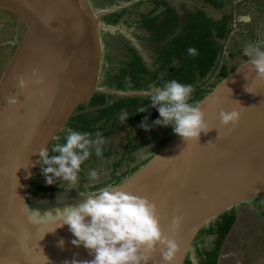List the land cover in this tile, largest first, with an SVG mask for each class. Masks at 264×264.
Here are the masks:
<instances>
[{
  "label": "water",
  "instance_id": "water-1",
  "mask_svg": "<svg viewBox=\"0 0 264 264\" xmlns=\"http://www.w3.org/2000/svg\"><path fill=\"white\" fill-rule=\"evenodd\" d=\"M0 9L24 25L0 76V264L90 260L88 250L70 243L74 237L67 226L57 227L59 216L33 219L27 198L39 149L49 147L77 108L101 91L96 88L100 14L89 0H0ZM34 69L43 77L39 85L32 83ZM18 78L28 86L19 88ZM11 96L16 104L6 102ZM197 104L209 130L197 141L174 134L114 187L156 205L163 234L178 244L170 264L192 258L200 231L223 212L264 196V80L249 59ZM221 109L238 111V121L222 125ZM174 216L182 221L173 232ZM160 247L146 253L147 264H163Z\"/></svg>",
  "mask_w": 264,
  "mask_h": 264
},
{
  "label": "trees",
  "instance_id": "trees-1",
  "mask_svg": "<svg viewBox=\"0 0 264 264\" xmlns=\"http://www.w3.org/2000/svg\"><path fill=\"white\" fill-rule=\"evenodd\" d=\"M119 1L132 0H105L109 5ZM193 1L196 5L187 8L168 0H151L150 11L139 14L136 23L138 30L141 31L139 39L147 45L146 49L150 51L151 61L146 62L135 47L123 42L119 58L116 59L111 55L105 57V63L108 66L104 72V85L111 91L122 92L125 95L93 93L84 104L77 108L65 128L70 127L89 133L99 130L104 137L109 136L116 128V120L122 112L129 113L127 120L131 123L140 124L141 120L147 116V122L151 124L158 118V113L155 108L149 106L150 93L141 94V92L147 93L155 87L162 86L164 82L175 79L192 86L193 91L189 103L197 104L215 87L213 85L210 88L204 86L202 81L206 77L210 74H217L221 81L237 68L239 63L236 61L242 55L233 52H228L230 66L225 64L219 67L225 50V42L230 34L229 0ZM124 14L125 10L121 8L109 14L105 21L109 25H117ZM189 46L196 48L195 56L187 54L186 49ZM129 92L133 94L127 95L126 93ZM142 106L146 107L147 111L136 112ZM162 134L163 136L174 135L170 126L165 127ZM56 137H60L59 142L62 143L63 131ZM156 138L153 137L136 145H132L129 138L125 144L122 159L129 154L130 150L134 151L143 147L155 141ZM55 142L54 139L49 149ZM109 154L110 152L103 150L102 158ZM49 155H55V153H49ZM91 159H96V157L93 155L89 160ZM119 165V162L115 163L113 169ZM131 171L136 172L137 169L133 168ZM39 175H41L40 170L36 169L32 180ZM32 180L29 184L28 196H38L54 191V188L32 182ZM116 180L119 183L120 178ZM262 217L264 219V212ZM235 219V211L227 210L200 231L195 241L203 234L214 235L216 238L211 249H196L197 264H217L220 246ZM184 264L193 263L187 257Z\"/></svg>",
  "mask_w": 264,
  "mask_h": 264
},
{
  "label": "clouds",
  "instance_id": "clouds-1",
  "mask_svg": "<svg viewBox=\"0 0 264 264\" xmlns=\"http://www.w3.org/2000/svg\"><path fill=\"white\" fill-rule=\"evenodd\" d=\"M186 52L189 56L197 54L196 48L191 46ZM243 52L255 69L256 76L264 80V46H246ZM42 82L43 77L34 69L32 83L39 85ZM28 83L23 78L17 79V85L21 89L26 88ZM245 90L250 92L248 87ZM192 91L190 84H183L175 79L155 87L149 96V106L155 108L158 118L149 124L145 116L138 126L145 131L153 126H170L172 133L183 140L197 141L199 135L202 132L206 133L209 128L206 127L204 113L199 105L189 103ZM6 102L16 104L18 98L11 96L6 98ZM145 111L147 108L144 106L136 110ZM128 116V112H122L117 120L124 123ZM219 117L222 125H234L239 119V112L221 109ZM60 139L56 137V142L50 149L49 147L39 149L37 165L46 185H52L59 179L72 187L77 184L81 166L85 161L93 155L98 159L102 158L106 138L99 130L89 133L68 127L63 129L62 143L59 142ZM49 153L55 155L50 156ZM87 177L90 182H95L99 173L96 169H90ZM118 189L104 188L78 202L62 207L61 214L56 219L61 221L57 227L66 225L74 237L70 243L77 247L83 246L92 256L90 260L78 261L73 258L71 262L65 261L64 264H147L149 256L146 253L154 251L157 245L161 246L163 264H170L178 250V244L176 240L163 234L156 205L146 197ZM181 221V216L173 217L171 222L173 232L179 228ZM63 243V239L58 241L60 247H63Z\"/></svg>",
  "mask_w": 264,
  "mask_h": 264
},
{
  "label": "rangeland",
  "instance_id": "rangeland-1",
  "mask_svg": "<svg viewBox=\"0 0 264 264\" xmlns=\"http://www.w3.org/2000/svg\"><path fill=\"white\" fill-rule=\"evenodd\" d=\"M89 1L93 10L96 13L99 12V19L103 23V28L99 31L100 62L96 88L101 90V92L111 91L104 85V72L108 66L105 63V57L111 55L115 56L116 59L119 58L123 42H127L135 47L146 62L151 61L150 51L146 49L147 45L139 39L141 31L138 30L136 23L139 14L149 12L152 4L151 0L119 1L112 5L107 4L105 0ZM168 1L178 6L184 5L187 8L196 5L193 0ZM248 3L252 4L249 7L251 10L254 8L253 5L255 6L258 2L257 0H249ZM237 4L236 0L231 1V10L236 11L240 7ZM242 7L245 8L243 5ZM121 8H124L125 14L121 17L119 23L117 25L107 24L105 19L109 14ZM235 11L234 13H236ZM251 12L249 18L255 13L254 11ZM257 17V21L253 25L255 27L260 25L259 28L262 29L264 24V9L260 14H257ZM249 24H251V21ZM23 32V23L13 14L0 9V76L7 66ZM238 35H241L240 39ZM242 35L243 32L235 30L228 36L225 42L226 52L220 59L219 67L225 64L226 66H230L228 52H235L239 48L244 50L246 46L259 45L258 42H246L249 38ZM247 60L248 57L242 53V57L237 59L236 62L241 64ZM219 81L220 79L217 77V74H210L202 82L205 87L210 88L211 85L216 86ZM151 91L147 93L149 94ZM115 125L114 131L109 136H105L106 143L103 146V150L110 152L109 156L91 159L84 163L81 166V172L75 186L70 187L67 182H62L59 179L52 185H46L42 174L32 180V182L54 188V191L49 193L28 196L27 209L33 219L56 218L61 214L63 206L78 202L104 188H114L121 182L126 181L134 173L131 171L133 168L138 170L143 167L165 146L166 140L169 141L172 137V135L163 136L162 133L165 126H154L145 131L138 126L139 124L131 123L128 120L124 123L116 120ZM153 137H157L155 141L147 143L134 151L130 150L129 154L122 159L125 144L129 138L131 139V144L136 145ZM117 162L120 163L119 167L113 169ZM36 169L40 170L39 166ZM90 169H96L99 173V177L95 182L88 180L87 173ZM116 178H120L119 183H117L118 180ZM233 210L236 212V219L220 246L217 264H264V221L262 217L264 212V196L241 203ZM215 238L214 235L203 234L195 241L196 243L192 246L193 256L192 258L190 257L191 260L193 259L192 262L197 264L196 249H211L214 246L213 242Z\"/></svg>",
  "mask_w": 264,
  "mask_h": 264
},
{
  "label": "flooded vegetation",
  "instance_id": "flooded-vegetation-1",
  "mask_svg": "<svg viewBox=\"0 0 264 264\" xmlns=\"http://www.w3.org/2000/svg\"><path fill=\"white\" fill-rule=\"evenodd\" d=\"M133 1V0H132ZM231 1L233 2V0H229V2L231 3ZM249 0H236V3H238L237 5H240V7L235 11V10H230V23H229V28L231 29L232 28V24H233V21L235 20L234 18V15H233V12L235 11V15L238 17L240 16V20H241V24L239 25L238 29L239 31L243 32V37H248L249 39L246 40V42H258L259 45L261 46H264V24H263V28L260 29V25L258 26H254L253 24L255 23V21H257V19H253L252 17L249 18L250 16V13L248 15V12L250 11H254L256 12L257 14H260L263 9H264V0H257V4L250 10V6H252V4L248 3ZM242 5L245 7L243 8ZM252 13V12H251ZM246 16V17H245ZM251 21V24H252V27H248V24L249 22ZM260 29V30H259ZM236 39V38H235ZM234 39V41H236ZM250 42V43H251ZM234 54H240L242 55L243 52V49L239 48L237 49L235 52H233ZM101 92V91H100ZM101 93H111V94H117V95H125V93H122V92H112V91H102ZM120 93V94H119ZM127 95H131L133 93L129 92V93H126ZM141 94H148V93H143L141 92ZM264 221V219H263Z\"/></svg>",
  "mask_w": 264,
  "mask_h": 264
},
{
  "label": "built area",
  "instance_id": "built-area-1",
  "mask_svg": "<svg viewBox=\"0 0 264 264\" xmlns=\"http://www.w3.org/2000/svg\"><path fill=\"white\" fill-rule=\"evenodd\" d=\"M233 15H234L235 20L233 21L232 28L230 29V34L234 32L235 30H237L239 25L241 24V20H240L241 17L240 16L237 17L234 12H233ZM225 52H226V46H225V50L223 54H225Z\"/></svg>",
  "mask_w": 264,
  "mask_h": 264
},
{
  "label": "crops",
  "instance_id": "crops-1",
  "mask_svg": "<svg viewBox=\"0 0 264 264\" xmlns=\"http://www.w3.org/2000/svg\"><path fill=\"white\" fill-rule=\"evenodd\" d=\"M249 13H250V15H251V12H250V11L248 12V15H249ZM252 18L255 19V20L258 18L256 12L253 14ZM251 26H252V24H248V27H249V28H250ZM238 36H239V39H240V38H241V35H238ZM244 62H245V61H244ZM241 64H242V63H241ZM239 65H240V64H239ZM239 65H238V66H239ZM238 66H237V67H238ZM235 207H236V206H235ZM235 207H234V208H235ZM235 215H236V212H235Z\"/></svg>",
  "mask_w": 264,
  "mask_h": 264
}]
</instances>
